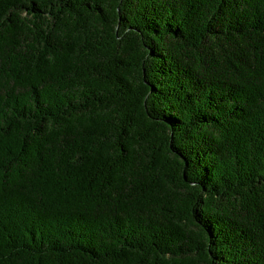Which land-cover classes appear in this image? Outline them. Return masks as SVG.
Instances as JSON below:
<instances>
[{
    "label": "trees",
    "instance_id": "16d2710c",
    "mask_svg": "<svg viewBox=\"0 0 264 264\" xmlns=\"http://www.w3.org/2000/svg\"><path fill=\"white\" fill-rule=\"evenodd\" d=\"M0 264H264V0H0Z\"/></svg>",
    "mask_w": 264,
    "mask_h": 264
}]
</instances>
